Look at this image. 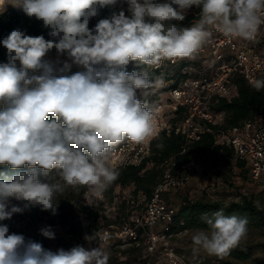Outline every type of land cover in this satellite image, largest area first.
<instances>
[{
    "label": "clouds",
    "instance_id": "obj_1",
    "mask_svg": "<svg viewBox=\"0 0 264 264\" xmlns=\"http://www.w3.org/2000/svg\"><path fill=\"white\" fill-rule=\"evenodd\" d=\"M120 2L0 0V15L11 5L42 21L50 37L15 29L0 41L7 49V62L0 63V166L14 170L0 172V221L36 206L55 214V198L69 187L106 189L119 176L109 166L115 147L125 141L143 144L156 135V109L147 97L164 80L149 70L194 58L213 28L226 38L250 41L264 25V0H122L130 15L113 11L89 28L101 9ZM193 6L201 8L199 18L182 26ZM53 48L72 63L54 68L45 59ZM130 63L140 70L126 71ZM72 64L84 71L65 74ZM252 86L264 89V79ZM53 171L56 182L50 180ZM226 207L202 214L207 228L192 234L194 253L224 257L246 238L248 218L226 216ZM41 234L55 238L49 228ZM109 259L102 240L90 249L78 245L52 252L0 224V264H109Z\"/></svg>",
    "mask_w": 264,
    "mask_h": 264
},
{
    "label": "built area",
    "instance_id": "obj_2",
    "mask_svg": "<svg viewBox=\"0 0 264 264\" xmlns=\"http://www.w3.org/2000/svg\"><path fill=\"white\" fill-rule=\"evenodd\" d=\"M210 31L208 41L194 58L164 61L159 68L149 70L164 80V86L150 90L151 94L147 97L149 105L156 109V135L143 144L125 141L116 146L112 155H119L125 148L128 149L130 157L124 161L126 165L140 164L149 154L150 141L161 132L180 134L185 142L199 139L206 131L213 132L209 126L222 123L224 114L212 110V105L219 98L229 100L237 95L233 78L240 76L250 85L255 79H264V25L250 41L226 38L214 28ZM65 61L72 63L66 53L56 68L62 67ZM70 71L65 74L69 75ZM33 74L40 73L29 75ZM214 134L215 144L231 149V159L244 162L250 180H264V111L239 127L217 129ZM175 167L173 156L165 159L162 177L152 188L150 197L145 199L142 195L143 212L136 220L150 243L180 232L184 225L182 220L174 222L177 208L165 198L166 193L179 184L173 176ZM156 225L158 228H155ZM135 233L129 225H123L118 232L105 227L96 233L95 238L106 245L112 237L124 234L135 240ZM98 241L93 240L92 245L97 247ZM166 263L188 264L172 249L166 251Z\"/></svg>",
    "mask_w": 264,
    "mask_h": 264
},
{
    "label": "rangeland",
    "instance_id": "obj_3",
    "mask_svg": "<svg viewBox=\"0 0 264 264\" xmlns=\"http://www.w3.org/2000/svg\"><path fill=\"white\" fill-rule=\"evenodd\" d=\"M116 6L128 9V5L122 0ZM191 12H195L194 7L189 9L187 14ZM58 55L57 52H49L45 59L53 62ZM17 64L19 65V62ZM77 71L84 69L74 65L69 75ZM127 153L128 149L125 148L119 155L111 154L109 166L114 169L126 166L124 161L130 157ZM146 166L150 167L151 164L148 163ZM173 176L179 184L166 193L165 198L177 209L184 198H202L227 203L239 201L240 194L253 198L254 202H259L264 208V180H250L247 172L244 176L243 170L235 165L233 159L228 165L221 162L212 163L204 158L196 159L185 165L182 171L175 169ZM39 179L48 182L46 177L40 176ZM50 180L52 182L59 180L55 171L51 174ZM62 196L69 199L71 206L64 220L57 215L38 216L37 214L33 215V218L24 211L14 214L11 219L0 221V224L8 226L9 234H20L26 240H31L35 232L32 227L28 229L24 226L31 218L32 224L38 227L40 238L52 252H57L59 249L70 250L78 245L86 249L94 248L93 241L86 240V236L95 237L96 233L105 227L118 232L123 225H129L136 231L135 240L129 234H124L112 237L106 244L110 251V259L117 258V264H167L166 251L168 252L169 249H172L176 255L182 256L188 264H264V227L247 226L246 238L228 255L217 257L192 251V234L196 229L205 228L183 226L180 232L166 235L165 238L150 243L139 221L136 220V217L139 220L143 212L142 194H134L132 184H111L100 192L87 186L69 187ZM12 203L23 207L19 201L13 200ZM45 228H49L55 234L54 239L46 238L41 234V230ZM155 228H158V225ZM152 230L156 231V229ZM124 249L127 251L123 253ZM235 253L244 254L246 257L237 258L234 256Z\"/></svg>",
    "mask_w": 264,
    "mask_h": 264
},
{
    "label": "trees",
    "instance_id": "obj_4",
    "mask_svg": "<svg viewBox=\"0 0 264 264\" xmlns=\"http://www.w3.org/2000/svg\"><path fill=\"white\" fill-rule=\"evenodd\" d=\"M195 12L186 14L184 21L180 22L182 26L191 25L196 19L199 18L201 8L195 7ZM124 10L126 15H130L127 9L121 7H105L100 10L98 16L92 18L89 22V28H94L95 24L100 20L107 18L113 11ZM20 29L25 31L27 35L39 36L43 35L45 39H50L48 36L49 29L43 27V22L35 18H29L21 10L14 9L11 6L7 7V10L3 15H0V41H2L11 31ZM50 52H57L55 48ZM7 62V49L0 43V63ZM139 71L140 69L135 63L126 67V71L131 73L132 71ZM152 77H157L154 71H150ZM233 82L237 87V95L231 99L219 98L212 110L216 112H223L224 117L222 123L210 125V129L215 133L217 129H228L232 127H239L245 121L254 118L260 111H264V89L257 91L252 85L248 84L244 78L235 76ZM206 131L202 133L199 139L185 142L182 135L174 134L170 132L166 134L161 132L154 139L150 141L149 154L141 161L140 164L126 165L124 167L116 168L119 173L118 178L112 183L120 185H133V193H141L145 199L150 197V193L154 185L161 179L163 173V161L171 156L174 157L176 169L182 171L185 165L196 159H205L212 163L221 162L228 165L231 159V149L228 147H221L214 143V133ZM162 144L160 148L158 145ZM184 148V149H183ZM183 149V150H182ZM235 165L238 166L244 172L247 170L244 167V162L241 160H235ZM150 163L151 166L146 165ZM0 172H7L9 175L14 174V170L7 168V166H0ZM248 174V173H247ZM58 200V207L56 213L53 214L51 210L45 211L40 206L26 209L25 213L38 216L43 215H57L61 220H64L65 214L69 210L70 201L62 195H57L55 198ZM259 203V202H258ZM224 213L226 216L236 214L239 216H246L248 218L247 226L264 227V208L259 203L254 202L253 198L240 194L239 201L221 202L218 200H206L202 198L198 199H182L181 204L176 210L173 219L174 222L182 220L183 226H194L196 228H207V225L201 221L202 214L208 213L209 215L220 208L225 207ZM83 209L82 207H79ZM29 216V215H28ZM34 218V217H33ZM34 221V220H33ZM24 226L28 229L32 227L33 233L32 241L42 244L46 250L48 246L42 240L38 234V227L32 224V219L26 221ZM70 230V229H69ZM141 228L137 231L140 232ZM22 234V230H20ZM123 250L122 252H126ZM237 258H244L246 255L241 253H235ZM109 264H117V258L111 257Z\"/></svg>",
    "mask_w": 264,
    "mask_h": 264
},
{
    "label": "crops",
    "instance_id": "obj_5",
    "mask_svg": "<svg viewBox=\"0 0 264 264\" xmlns=\"http://www.w3.org/2000/svg\"><path fill=\"white\" fill-rule=\"evenodd\" d=\"M64 55V54H63ZM63 55L59 54L58 57L55 58V61L52 62L53 66L56 67L59 60L63 57ZM17 66L19 67V65L17 64ZM33 72H29V74H32Z\"/></svg>",
    "mask_w": 264,
    "mask_h": 264
}]
</instances>
